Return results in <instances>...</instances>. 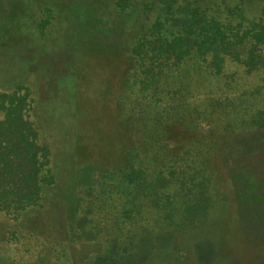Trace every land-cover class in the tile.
<instances>
[{
    "label": "rangeland",
    "instance_id": "374dc122",
    "mask_svg": "<svg viewBox=\"0 0 264 264\" xmlns=\"http://www.w3.org/2000/svg\"><path fill=\"white\" fill-rule=\"evenodd\" d=\"M147 1L0 0V93L25 96L54 179L36 206L0 213V264H85L142 230L161 247L148 264H264V53L248 77L230 62L210 76L186 59L164 87L181 86L168 97L185 103L168 110L130 52L160 10ZM220 1L205 0L212 14ZM255 11L246 0L244 16ZM191 160L193 185L210 173L204 216L167 237L165 212L132 224L131 169L174 162L188 177Z\"/></svg>",
    "mask_w": 264,
    "mask_h": 264
},
{
    "label": "trees",
    "instance_id": "16d2710c",
    "mask_svg": "<svg viewBox=\"0 0 264 264\" xmlns=\"http://www.w3.org/2000/svg\"><path fill=\"white\" fill-rule=\"evenodd\" d=\"M124 1L128 0H115L114 7L122 9L119 4ZM245 1L237 0L238 4L220 1L213 5L216 8L213 14L205 0H148L145 3L149 7L156 2L161 7L130 52L140 66L141 84L151 93V98L165 91L168 71L175 72L186 59L201 62L210 76H221L227 62L236 64L247 77L253 74L264 53V0H254L256 11L251 19L244 16ZM181 90L178 86L174 92L165 91V108L173 111L185 103L182 98L173 105L175 99L168 97L179 93L181 97ZM26 112L25 96L0 93V213L8 216H17L26 208L36 206L40 189L54 180L51 169L47 168L48 148L37 140V132ZM163 168V171L146 172L137 164L131 169L132 196L126 212L132 224L141 220L143 211L165 212L171 221L167 237L174 230L189 229L196 219L200 220L203 211L209 210L212 197L208 196L210 173L202 176L200 172L193 185L192 160L184 167L191 169L188 177L178 163L168 162ZM174 211L179 212L175 221L171 219ZM155 236L149 237L142 230L132 236L134 240L128 248H116L113 242L109 250L85 264H148L152 252L161 249L156 245Z\"/></svg>",
    "mask_w": 264,
    "mask_h": 264
}]
</instances>
